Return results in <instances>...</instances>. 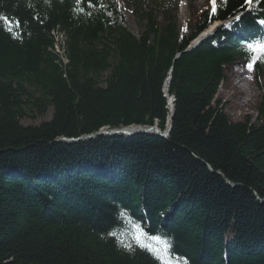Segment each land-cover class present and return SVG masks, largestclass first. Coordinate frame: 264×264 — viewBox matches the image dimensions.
Instances as JSON below:
<instances>
[{"label":"trees","instance_id":"trees-1","mask_svg":"<svg viewBox=\"0 0 264 264\" xmlns=\"http://www.w3.org/2000/svg\"><path fill=\"white\" fill-rule=\"evenodd\" d=\"M246 7L206 3L179 27L171 0H0V264H160L133 224L171 238V264H264V107L233 122L216 99L243 42L264 38V0ZM165 85V139L57 142L165 131Z\"/></svg>","mask_w":264,"mask_h":264},{"label":"rangeland","instance_id":"rangeland-1","mask_svg":"<svg viewBox=\"0 0 264 264\" xmlns=\"http://www.w3.org/2000/svg\"><path fill=\"white\" fill-rule=\"evenodd\" d=\"M222 1L223 0H217V3ZM171 2L175 5L179 27L187 25L188 20L200 11L206 3H208L209 7H211L210 0H171ZM246 5L248 11L253 10L250 5ZM124 9L128 10H125L124 27L129 33L136 35L139 31L137 19L133 17L134 15L132 16L130 14L132 12L131 9L127 8L125 4H120V10L124 11ZM223 26H226L225 28H227L228 24ZM210 28L212 29L209 32L210 35L208 37H211L212 33L216 29L214 25L210 26L207 30ZM56 48L59 50L58 47ZM188 50H190L189 46ZM246 65L247 63L245 61L237 60L234 65L226 68L224 73V83L218 89L216 96V99L220 102V106L224 108V112L233 122H244L246 119L254 122L259 114L258 109H262V107H264V74L257 76L255 68L253 67V70L249 71ZM163 91L164 95L168 96L166 92V85L164 86ZM166 100L167 102L169 101L170 105L167 106L169 114L166 119L167 125H165V128L169 129L170 132L171 126L169 127V123L172 120V118L170 120V111H172L173 116V98L166 97ZM51 116L52 109H48L47 113L43 117L36 120H23L20 123L24 127H35L50 121ZM166 129L165 131H160L162 136L165 135ZM81 142L84 141L82 140ZM60 143L63 144L62 142Z\"/></svg>","mask_w":264,"mask_h":264},{"label":"snow or ice","instance_id":"snow-or-ice-1","mask_svg":"<svg viewBox=\"0 0 264 264\" xmlns=\"http://www.w3.org/2000/svg\"><path fill=\"white\" fill-rule=\"evenodd\" d=\"M80 2L81 0H77V3ZM245 3L252 5L254 0H245ZM210 4L211 12L215 14L217 10V0H210ZM89 5L91 6V0H89ZM236 19H239V17ZM258 23L264 25V20H259ZM243 43L249 53V59L246 67L249 71H252L257 62L264 61V38L253 41H245ZM132 227L134 229L133 239L135 240L137 247L153 254L154 258L160 261V264H171L169 257L172 254L171 250L173 248V241L171 238L167 237L166 233L148 235L138 224H133ZM108 235H114V233L109 232ZM145 241H151L153 243H146ZM125 247L132 249V245H125ZM184 259L185 264H187V258Z\"/></svg>","mask_w":264,"mask_h":264},{"label":"water","instance_id":"water-1","mask_svg":"<svg viewBox=\"0 0 264 264\" xmlns=\"http://www.w3.org/2000/svg\"><path fill=\"white\" fill-rule=\"evenodd\" d=\"M209 34V33H208ZM208 34H203L201 35L197 40H195L193 42L192 45H190V49L193 48L194 46H196L197 44H199L200 42H202L205 38H206V35ZM167 96L165 95V98ZM169 101L167 102V106H169ZM172 118V111H170V120ZM170 122V121H169ZM167 125V124H166ZM171 126V122L169 123V127ZM139 134V133H150V134H154V135H157L161 138H166L169 134V129L166 130L165 132V135L162 136V134L160 133V131H158L154 126L153 127H126V128H122V129H118V130H107L105 128L101 129L100 131H98L97 133L95 134H92V135H89V136H86V137H81V138H78V139H66V138H60L58 139V143L62 142L64 144H71V143H77L78 141H86V140H90V139H93L95 137H98V136H107V137H110V136H114V135H118V134H121V135H124V136H133L134 134ZM133 134V135H132Z\"/></svg>","mask_w":264,"mask_h":264},{"label":"bare ground","instance_id":"bare-ground-1","mask_svg":"<svg viewBox=\"0 0 264 264\" xmlns=\"http://www.w3.org/2000/svg\"><path fill=\"white\" fill-rule=\"evenodd\" d=\"M79 142V141H78ZM74 144V143H73Z\"/></svg>","mask_w":264,"mask_h":264}]
</instances>
